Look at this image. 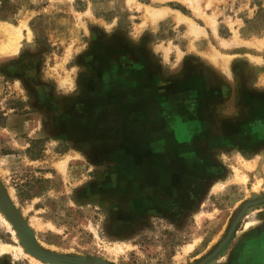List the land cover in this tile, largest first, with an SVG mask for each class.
<instances>
[{
  "label": "rangeland",
  "instance_id": "1",
  "mask_svg": "<svg viewBox=\"0 0 264 264\" xmlns=\"http://www.w3.org/2000/svg\"><path fill=\"white\" fill-rule=\"evenodd\" d=\"M0 182L52 255L264 264V0H0Z\"/></svg>",
  "mask_w": 264,
  "mask_h": 264
},
{
  "label": "water",
  "instance_id": "2",
  "mask_svg": "<svg viewBox=\"0 0 264 264\" xmlns=\"http://www.w3.org/2000/svg\"><path fill=\"white\" fill-rule=\"evenodd\" d=\"M263 200H259L253 203L248 204L243 211L246 210L248 206H251L253 204L259 203ZM0 205L4 207V209L7 211V213L10 215V217L19 224L20 227V238L22 240V243L24 246H26L30 253L37 259L47 262V263H55V264H108L102 261H96V260H85V259H71V258H63L56 255H52L44 251L33 239L32 235L30 234V231L25 224L24 219L19 214L15 206L13 205L12 201L10 200L5 188L3 187L2 183L0 182ZM241 216V215H240ZM240 216L236 219L234 222L232 228L230 229V232L227 236V238L222 242V244L218 247V249L206 260H204L200 264H208L215 256L218 254V252L223 248V246L228 242V240L231 238L237 224L239 221ZM22 221H21V219Z\"/></svg>",
  "mask_w": 264,
  "mask_h": 264
},
{
  "label": "bare ground",
  "instance_id": "3",
  "mask_svg": "<svg viewBox=\"0 0 264 264\" xmlns=\"http://www.w3.org/2000/svg\"><path fill=\"white\" fill-rule=\"evenodd\" d=\"M3 27V26H2ZM1 27V28H2ZM9 31V30H8ZM7 31V32H8ZM7 212V211H6ZM10 216V215H9ZM5 212H4V210H3V208L0 206V218L4 221V223L9 227V229H10V231L12 232V234L14 235V237H15V239L16 240H18L16 237L18 236V234H19V228H18V226H16V224L10 219V217H9ZM241 217V216H240ZM18 224V223H17ZM248 229V226L246 227V229H245V231ZM4 249V248H3ZM20 252H21V254H24L25 255V253H24V251H23V249L20 247ZM30 255V254H29ZM29 255H26V256H29ZM32 260H34V261H36V262H39V263H41L40 262V260L38 261V260H36V258L35 259H32Z\"/></svg>",
  "mask_w": 264,
  "mask_h": 264
}]
</instances>
